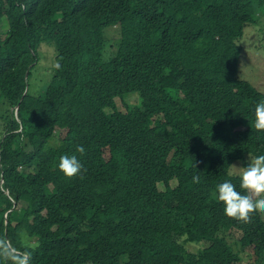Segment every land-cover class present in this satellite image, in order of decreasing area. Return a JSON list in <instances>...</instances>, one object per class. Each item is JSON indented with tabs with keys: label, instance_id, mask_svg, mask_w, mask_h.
<instances>
[{
	"label": "trees",
	"instance_id": "16d2710c",
	"mask_svg": "<svg viewBox=\"0 0 264 264\" xmlns=\"http://www.w3.org/2000/svg\"><path fill=\"white\" fill-rule=\"evenodd\" d=\"M260 14L264 0H0V237L31 264H243L247 249L264 264L261 213L242 223L217 199L226 180L243 191L232 165L264 155V92L240 75ZM42 45L55 64L34 95ZM65 154L86 171L66 177Z\"/></svg>",
	"mask_w": 264,
	"mask_h": 264
},
{
	"label": "clouds",
	"instance_id": "9594fccd",
	"mask_svg": "<svg viewBox=\"0 0 264 264\" xmlns=\"http://www.w3.org/2000/svg\"><path fill=\"white\" fill-rule=\"evenodd\" d=\"M254 128L264 131V100L259 101L254 110ZM76 152L85 154L82 145L76 147ZM236 170L239 187L230 180L217 185V199L224 205V213L229 218L242 223H249L252 214L264 213V155L250 156L245 167L232 165ZM59 170L68 178L80 176L84 169L77 155H62L58 162ZM194 183H199V176L193 177ZM0 264H31V252L15 246L12 241L0 237Z\"/></svg>",
	"mask_w": 264,
	"mask_h": 264
},
{
	"label": "rangeland",
	"instance_id": "374dc122",
	"mask_svg": "<svg viewBox=\"0 0 264 264\" xmlns=\"http://www.w3.org/2000/svg\"><path fill=\"white\" fill-rule=\"evenodd\" d=\"M8 25L6 22H3L0 25V36L6 38V30ZM240 45L243 48L242 51V60H241V79L247 80L252 83L255 87L258 88L261 92H264V14H260L259 22L255 25H249L246 27L244 32V37L240 42ZM45 48L43 45L39 49V67L35 68L32 72L30 79V90L34 95L41 93L48 85L49 81H46V74L51 73L52 68L55 64L56 51L53 50L54 57L50 58L44 54ZM38 71V72H37ZM37 72V73H36ZM139 94L131 93L124 96L123 99L116 98L117 105L120 106V110L125 109V105L129 107H134L138 102ZM162 116H157L156 119H160ZM0 137H2V130L0 131ZM250 156H247V163H249ZM237 167H243L241 162L234 164ZM235 169L232 168V173H235ZM175 182H172L174 185ZM162 187V186H161ZM261 216L264 219V213H261ZM237 231L233 232V237L230 239L231 245L235 251H240L242 248L241 244H238L240 240V234H237ZM188 249L194 250L198 247L196 245L187 244ZM252 250H244V255L247 256L246 262L243 264H248L247 262H256L255 255L251 254ZM249 260V261H248Z\"/></svg>",
	"mask_w": 264,
	"mask_h": 264
},
{
	"label": "water",
	"instance_id": "95a60500",
	"mask_svg": "<svg viewBox=\"0 0 264 264\" xmlns=\"http://www.w3.org/2000/svg\"><path fill=\"white\" fill-rule=\"evenodd\" d=\"M3 183V182H2Z\"/></svg>",
	"mask_w": 264,
	"mask_h": 264
}]
</instances>
